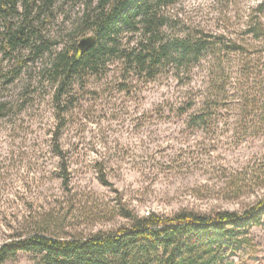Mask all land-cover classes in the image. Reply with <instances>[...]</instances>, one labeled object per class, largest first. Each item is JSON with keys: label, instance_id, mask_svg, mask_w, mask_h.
<instances>
[{"label": "rangeland", "instance_id": "obj_1", "mask_svg": "<svg viewBox=\"0 0 264 264\" xmlns=\"http://www.w3.org/2000/svg\"><path fill=\"white\" fill-rule=\"evenodd\" d=\"M261 1L178 0L161 8L167 38L222 35L226 45L243 43L245 54L224 47L181 69L164 61L153 78L123 72L113 57L107 71L76 81L63 112L46 72L50 51L34 59L28 48L11 57L0 51V244L38 213L60 220L61 232L87 236L129 226L125 212L243 214L264 201V42L245 34L251 20L264 22ZM86 2L54 0L48 33L58 48L93 34L75 30ZM132 36L121 33L124 43ZM210 94V125H190ZM63 166L68 185L59 178ZM239 238L227 258L264 264V224ZM3 264L45 261L21 251Z\"/></svg>", "mask_w": 264, "mask_h": 264}, {"label": "trees", "instance_id": "obj_2", "mask_svg": "<svg viewBox=\"0 0 264 264\" xmlns=\"http://www.w3.org/2000/svg\"><path fill=\"white\" fill-rule=\"evenodd\" d=\"M177 1L87 0L75 30L92 31L96 42L82 53L78 40L58 48L59 41L51 39L48 30L54 0H0V51L11 57L15 51L28 48L29 59L50 51L46 72L55 87L53 98L62 112L68 104L66 100L65 105L62 103L63 97L70 98L76 81L107 71L113 57L122 63L123 72L135 71L153 78L164 61H173L174 67L181 69L206 52L221 55L224 47L232 53L245 54L243 43L226 45L222 35L195 33L167 38L163 29L168 22L160 9ZM257 12L264 13V0ZM125 31L138 36L124 43L121 33ZM245 34L264 42V22L259 17L256 22L251 20ZM216 66L219 69L221 62ZM212 97L213 94L206 95L204 103L191 114L190 125H210ZM4 107L0 103V117ZM189 107H183L182 112ZM59 136L58 130L54 139ZM54 148L58 157H66L59 145ZM66 172L63 166L59 178L64 185L69 183ZM125 217L132 221L129 226L83 236L59 231L60 220L38 213L12 228L0 244V264L21 251L42 255L45 264H233L227 258V250L240 244V234L264 224V201L243 214L182 210L172 215L150 212L141 217L125 212Z\"/></svg>", "mask_w": 264, "mask_h": 264}, {"label": "water", "instance_id": "obj_3", "mask_svg": "<svg viewBox=\"0 0 264 264\" xmlns=\"http://www.w3.org/2000/svg\"><path fill=\"white\" fill-rule=\"evenodd\" d=\"M96 42V35L90 34L86 35L83 38H81L78 42V46L82 53L86 52L88 49H90Z\"/></svg>", "mask_w": 264, "mask_h": 264}]
</instances>
